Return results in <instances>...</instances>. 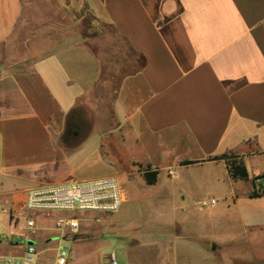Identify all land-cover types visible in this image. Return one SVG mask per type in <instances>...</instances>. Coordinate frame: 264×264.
Returning a JSON list of instances; mask_svg holds the SVG:
<instances>
[{"label":"crops","instance_id":"obj_1","mask_svg":"<svg viewBox=\"0 0 264 264\" xmlns=\"http://www.w3.org/2000/svg\"><path fill=\"white\" fill-rule=\"evenodd\" d=\"M78 109L84 134L63 143ZM223 154L241 159L247 180L208 161ZM206 166L231 188L207 224L163 221L169 191L129 190ZM145 171L157 172L154 185ZM262 175L264 0H0V179L118 177L124 202L84 225L85 254L98 243L119 264H264V196L249 197ZM28 188L0 192L18 202ZM135 200L158 221L129 222ZM22 233L19 219L6 236ZM37 250L42 263L48 248Z\"/></svg>","mask_w":264,"mask_h":264},{"label":"rangeland","instance_id":"obj_2","mask_svg":"<svg viewBox=\"0 0 264 264\" xmlns=\"http://www.w3.org/2000/svg\"><path fill=\"white\" fill-rule=\"evenodd\" d=\"M94 30H96V27ZM88 34H91V31H88ZM73 113L76 116L74 120L75 124L76 122L80 124L77 129L83 135L84 120L86 119V117L84 116V109L74 110ZM107 113L108 111L105 113V115ZM86 121L87 120H85V122ZM90 121L93 120L90 119ZM177 175L178 179L176 180V182L171 181L169 178H167V176H164V178L154 186H144L142 188L138 187V189L129 188V190H137L142 192L169 191L168 193L170 194V198L167 201L168 203H170L171 207H169V214L160 216L163 221H165V219L167 218L170 222L180 225L184 224L190 226H198L200 224H207L209 222L208 213L211 210L217 209L222 205L221 193L231 190L229 183L221 177L220 172L216 170L211 171L208 169V166L188 167L187 169L177 171ZM51 177L52 175L49 174L47 178L51 179ZM133 182L137 183L136 181ZM242 184L243 187L240 189L242 191L244 190V188L250 186V182H243ZM29 185L30 187H32L31 185L33 184H28L17 179H0V191L3 192H7L15 188L22 189L24 187H28ZM210 199H215L217 203L216 205L206 207L205 204ZM16 203L17 201H14L11 197L1 194L0 192V237L2 238L5 236L7 238V240L0 242V255L2 256L19 257L21 255V250L24 248L22 244L21 246H19L21 248L13 247L12 244L8 241L9 236H6L9 235L10 232H13L15 228V224L12 222H8V218L11 214H16ZM131 206L137 211H133L130 209V216L132 217V220L129 222L138 224L147 222L152 223L156 221L157 217H159L152 216L146 212L139 210L141 209L140 207L148 208L147 204L140 205V203L135 200V203ZM64 215L65 214L58 212H51L41 215L40 220L38 221L39 229L37 235L33 237V239L36 241L35 243L39 249L48 248V250H45L44 253L40 255V262L45 264H52L53 258L56 255L55 250L53 249L58 245V242H60V246H66L67 248H69L68 253L70 264H84V225H86L87 223H95V218H98V215H100L98 223H104V219L113 216L114 213H82L80 216L83 217L84 220L80 221L78 232L71 237H67L66 240H61L59 239V237H57L58 233L54 230V223L56 218L62 217ZM205 235H208L207 228ZM45 236H48L47 241H41L40 239H43ZM74 236H76V239ZM204 237L205 236L202 237V240L204 239ZM106 241L110 242L109 238H107ZM90 247V252L86 253H91L94 256V259L91 260L90 264H101L104 259L108 261L110 250H107V245L99 248L98 243H92ZM229 250L230 249L228 248L224 250L222 254L218 253L217 255H215V257L217 259H224L226 257L225 260H227ZM262 250H264V247L262 248ZM259 258V260L264 263V252Z\"/></svg>","mask_w":264,"mask_h":264},{"label":"built area","instance_id":"obj_3","mask_svg":"<svg viewBox=\"0 0 264 264\" xmlns=\"http://www.w3.org/2000/svg\"><path fill=\"white\" fill-rule=\"evenodd\" d=\"M124 202L120 180L116 176L78 181L68 179L59 184H38L24 191L23 198L16 203V214H11L8 222L15 226L23 223V255L19 258L0 257V264H45L38 261L37 245L27 241L38 231V221L42 214L58 212L65 214L55 219L54 228L62 232V240L79 230L82 213H115ZM211 199L205 205H214ZM23 211V212H21ZM97 221L98 218H95ZM33 241V240H31ZM69 248L60 246L52 264H70ZM108 264H119L114 254L108 256Z\"/></svg>","mask_w":264,"mask_h":264},{"label":"trees","instance_id":"obj_4","mask_svg":"<svg viewBox=\"0 0 264 264\" xmlns=\"http://www.w3.org/2000/svg\"><path fill=\"white\" fill-rule=\"evenodd\" d=\"M75 115L73 112H71L67 119H66V131L64 135L62 136V142L63 143H68L71 141L75 140V136L77 137H82L81 132L77 129V127L80 125L76 122L75 120ZM215 160H224L225 165L228 171V174L230 178L234 181H244L248 179V174L246 171V168L243 165V162L241 161L240 158L233 156V155H227L223 154L221 156L217 157H212L209 158L208 161H215ZM194 162L190 161H184L182 162V165H190L193 164ZM144 181L147 185H154L157 180V172L156 171H145L143 174ZM263 180L264 175L262 176H257L253 178L252 182L254 185V190L249 194L250 198H257L264 196V183H259L258 186L255 184V180ZM76 239V236H74Z\"/></svg>","mask_w":264,"mask_h":264},{"label":"water","instance_id":"obj_5","mask_svg":"<svg viewBox=\"0 0 264 264\" xmlns=\"http://www.w3.org/2000/svg\"><path fill=\"white\" fill-rule=\"evenodd\" d=\"M5 240H7L5 236L2 237V238L0 237V242L5 241ZM8 241H9V242H14V243L17 244V245H21V244H23V239L20 238V237H17V238H16V237L11 236V237L8 238ZM27 243H28V244H33L34 241L28 240Z\"/></svg>","mask_w":264,"mask_h":264}]
</instances>
